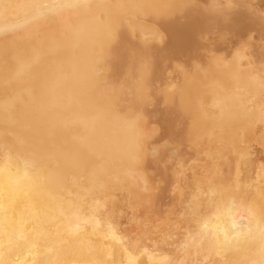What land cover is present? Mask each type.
Wrapping results in <instances>:
<instances>
[{
	"label": "bare ground",
	"instance_id": "6f19581e",
	"mask_svg": "<svg viewBox=\"0 0 264 264\" xmlns=\"http://www.w3.org/2000/svg\"><path fill=\"white\" fill-rule=\"evenodd\" d=\"M36 2L0 0V167H7L14 179L22 161L34 159L37 169L30 174L34 180L41 177L38 183L42 185L10 201L12 179H0L7 215H14L16 221L9 229L14 241L10 259L18 264H43L58 256L68 261L128 264L131 254L143 264H154L155 253L186 264L259 261L258 241L240 253L218 254L208 242L186 254L177 251L191 228L188 209L198 192L239 186L238 193L230 191L238 202L264 208V162L257 155L264 143L246 150L236 145L253 138L249 129L254 124L264 138V119L248 111L233 91L240 85L250 95L264 96L260 84L264 77L256 78L243 69L239 58L245 52L256 71L264 72V51L255 50L258 54L247 48L239 56L234 51L230 60L209 54L206 58L211 49H206L204 39L214 29L220 35L233 34L239 41L253 30L264 33L259 13L230 8L234 0H224V4L209 0L206 5L199 0H88L89 8L77 6L76 0H59L61 6L47 12L39 24L28 23ZM178 3L186 7L179 11L167 7ZM115 4L154 7L138 17L134 10L125 9L106 18L118 33L110 40L105 26L94 18L106 12L97 6ZM263 43L258 45L262 50ZM180 57L196 63L198 69L194 65L196 69L189 70L192 64L185 63L186 71L180 62L184 77L177 76L175 80L181 81L177 83L170 77L172 71L166 72L173 64L176 67ZM198 61H205L207 68L198 66ZM161 100L164 108L152 114L151 105ZM209 102L216 104L212 105L215 110H209ZM137 115L142 120L134 130L129 121ZM156 116L166 122L171 138L160 146L154 139L159 130ZM137 135L146 150L138 166H133L129 152ZM173 140L187 144L197 157L184 156L182 146ZM214 141L221 142L217 146ZM208 149L212 150L207 156L203 150ZM151 161L170 166L168 208L157 205L161 181L150 173ZM129 171L138 172V178L127 175ZM86 189L93 191L89 194ZM201 200L196 215L210 217L209 232L216 224L231 229L230 218L212 219L215 213L207 211V199ZM97 201L101 202L99 211ZM74 213L88 223L79 235H68L65 218ZM237 221L248 224L247 219L237 217ZM20 222L25 225L22 235ZM109 225L116 239L105 238ZM252 227H257L256 221ZM84 240L91 241V250L81 243Z\"/></svg>",
	"mask_w": 264,
	"mask_h": 264
},
{
	"label": "snow or ice",
	"instance_id": "6c2138e0",
	"mask_svg": "<svg viewBox=\"0 0 264 264\" xmlns=\"http://www.w3.org/2000/svg\"><path fill=\"white\" fill-rule=\"evenodd\" d=\"M77 6L89 8L92 7L88 0H76ZM3 5H0L2 7ZM59 0H51V2H45V0H37V2L33 5L35 9V14L32 16L31 20L28 23L39 24L43 19L46 18V13L51 12L54 8L59 7ZM97 7H102L106 9L105 13H102L101 16H97L94 19L97 23L105 26L107 38L110 40L117 38V29L116 25H113L111 22H106V18L111 17L113 14L119 15L123 14L125 9L134 10L137 17L140 13L147 9L154 7L152 5L146 4H136V5H123V4H115V5H100ZM168 8L173 11H179L186 7L183 3L171 4L167 5ZM122 22V21H121ZM78 35V32L74 33ZM239 56V53H237ZM218 63H224L223 60L217 61ZM260 84L264 87V79L260 80ZM261 119H264V105L260 106ZM142 117L137 115L134 119L129 121V125L134 130L139 129L140 122ZM143 149V139L141 136L137 135L134 138L132 149L129 152V160L133 166H138L140 162V156ZM8 160H11V156H8ZM23 163V177H15L10 181L9 184V199L11 201V197L17 195L19 193L30 194L32 191L40 190L42 185L38 183L39 177L37 180L32 178L30 174V170L37 169V161L32 159H25L22 161ZM4 168L0 167V173H3ZM132 178H138V172L129 171L127 173ZM50 178V177H48ZM27 182V183H26ZM101 190L103 189V185L100 186ZM228 191H232L238 193L240 191L239 186H233L227 189ZM89 194L93 191V189H86ZM218 190L215 187H210L207 192H198L197 195L193 198V202L189 205V213L194 216L198 211L202 208V200L201 197L207 199V204L209 206L219 205L217 211L212 219L220 220L221 218L227 217L231 219V229L223 227L220 224H216L211 230V239L209 244L212 249L215 250L218 254L225 252H236L240 253L246 250V246L259 242L258 253L260 256L259 261L251 260V261H241L240 264H264V208H257L252 204H245L244 202H238L236 198L231 197L229 199L223 201H217ZM5 198V188L3 185H0V264H18V262L12 261L10 259L11 249L13 247L14 241L12 238V234L9 231L15 224V217H9L7 215V209L4 205ZM100 201H97V211L100 210ZM257 214H259V220H256ZM63 215V213H61ZM237 217L239 219L248 220L247 225H241L237 221ZM65 228L68 235H79L84 230V225L88 223L87 220H82L78 214H73L72 216L66 217ZM253 221H256L257 227L254 229L252 227ZM209 220H206L203 229L204 236L208 237ZM24 222H20L21 235L23 234ZM105 238L116 239L115 230L112 229L111 225H109L108 231L105 233ZM6 241V242H5ZM82 244L86 245L89 250L92 248V243L89 240L81 241ZM187 247V245H184ZM53 249H49L48 251H52ZM147 250H145V254ZM153 262L154 264H172V260L169 257H161L159 254H153ZM43 264H101V262H83L77 260H63L58 256L55 259H49L43 262ZM128 264H143L142 261H139L135 256L129 255ZM229 264H236V262L232 261Z\"/></svg>",
	"mask_w": 264,
	"mask_h": 264
},
{
	"label": "rangeland",
	"instance_id": "374dc122",
	"mask_svg": "<svg viewBox=\"0 0 264 264\" xmlns=\"http://www.w3.org/2000/svg\"><path fill=\"white\" fill-rule=\"evenodd\" d=\"M207 1H209V0H199V2L202 4V5H206L207 3H209V2H207ZM220 2H222V0H220ZM256 2H258L257 4H256V8L258 7V9H259V7L261 6V5H258L259 4V0H256ZM204 3V4H203ZM222 4H224V0H223V2H222ZM257 13H258V11H257ZM156 24V23H155ZM154 24V25H155ZM156 26V25H155ZM157 27V26H156ZM216 31V29H214L212 32H210V34H207V36L208 37H206V38H204V39H207V40H205V43H206V49H208V51H210V49H211V52H207L206 51V58H208V57H213V55H215V56H217V57H227V59L228 60H230V59H232L233 57H232V55L234 54V56H235V54H237V53H240V52H242V51H244V49L246 50L247 48V50H254V52H256L255 50H259V53H262L263 51H264V48H263V50L262 49H260V48H262V47H260L261 45V43H263L264 42V33H263V31H262V33H261V31L259 32V30H253V31H255V33L257 32V34H259L260 35V38H259V36L257 35V34H255L253 31H252V33L250 32V33H248L247 34V36H243L242 38H240V41H239V39H237L236 38V36L235 35H231L230 33H227V34H225V36L222 34V35H220L221 33H219V32H215ZM215 32V33H214ZM259 32V33H258ZM218 33H219V35H218ZM211 34H214L213 36L211 35ZM250 34H253V35H250ZM254 34H255V36H254ZM216 35H217V41H216ZM229 35H231L232 37L230 38V37H228ZM249 35V36H248ZM261 35H263L262 37H261ZM222 36H224V37H222ZM258 38H257V37ZM215 38V40H214V38ZM225 37H227L228 38V42H227V40H225V39H227V38H225ZM245 37V38H244ZM249 37H250V39H249ZM253 37V38H252ZM212 39V41H211V39ZM219 38H221V39H219ZM233 38V39H232ZM257 38V39H256ZM247 39H249V40H247ZM252 39V40H251ZM254 39H256V40H254ZM258 39H260V40H258ZM210 40V41H209ZM235 42H233V41ZM237 40H238V45L239 46H241V47H237ZM243 40V42L241 43V41ZM263 40V41H262ZM219 41V42H218ZM223 41H226L225 42V46H223L224 45V43H222ZM253 41V42H252ZM258 41H259V43H258ZM165 42V41H164ZM164 42H161V44L163 45L164 44ZM207 42H209V43H207ZM215 43V44H213V43ZM231 42V43H230ZM234 44H233V43ZM257 42V43H256ZM211 43V44H210ZM228 43V44H227ZM230 43V44H229ZM256 44V45H254V44ZM160 44V43H159ZM160 44V45H161ZM207 44H208V46H207ZM216 44H218L217 46H216ZM236 44V45H235ZM248 44V45H247ZM250 44V45H249ZM161 45V46H162ZM211 45H213V46H211ZM222 45V46H221ZM228 45V46H227ZM258 45H260V46H258ZM209 46H211V47H209ZM227 46V47H226ZM234 46H236L235 47V49H234ZM244 46V47H243ZM246 46V47H245ZM253 46V47H252ZM258 46V48L256 49L255 47H257ZM263 47H264V43H263V45H262ZM208 47V48H207ZM217 47V48H216ZM218 47H219V50H218ZM251 47H252V49H251ZM260 47V48H259ZM221 48H223V49H221ZM227 48H229V49H227ZM233 49V50H231V49ZM237 48V49H236ZM239 48V49H238ZM243 48V49H242ZM254 48V49H253ZM216 49H217V51H216ZM221 50H223V52L221 51ZM229 50V51H228ZM237 50H238V52H237ZM241 50V51H240ZM220 51H221V53H220ZM235 51V53H233ZM226 52V53H225ZM237 52V53H236ZM247 52V51H246ZM253 52V53H254ZM230 53V54H229ZM233 53V54H232ZM256 53H258V51L256 52ZM255 53V55H257ZM258 53V54H259ZM209 54V55H208ZM223 54V55H222ZM207 55H208V57H207ZM226 55V56H225ZM230 55V56H229ZM229 56V57H228ZM232 57V58H231ZM255 57V56H254ZM184 57H180V59L178 58V59H176L175 61H177L176 63H178L177 65H176V63H175V61L173 62V63H175V65H176V67H177V69H179V71H181V72H178L177 70H176V67H174V64L170 67V69H168L167 70V72H166V75L169 73V72H174L173 74H172V72H171V76L170 77H172V80H174L175 82H177V83H179V82H181L180 80H182L183 78H182V74H183V72L182 71H184V70H186V71H188L187 69H189V67H190V65L192 64V63H194V62H190V61H188L186 58H184ZM230 58V59H229ZM239 58L243 61L242 62V67H243V69H245V70H247L248 72H250L254 77H264V72H262V71H259V72H257L256 70V68H254L253 67V65L252 64H250V62H248V59H250L249 58V56H248V54H245V52H242V54L239 56ZM181 60V61H180ZM185 60V61H184ZM188 61V62H187ZM182 63V68L184 69H182V68H178V66H181V63ZM199 62V61H198ZM189 66H187L186 64ZM202 63V64H201ZM180 64V65H179ZM190 64V65H189ZM199 64H200V67H201V65H202V67L201 68H203V67H206L207 68V63H205V61H200L199 63H197V65L199 66ZM195 65V67L197 68V66H196V63L195 64H192L191 65V67H190V69L189 70H191L192 68H193V70L192 71H194L196 68H194V67H192V66H194ZM174 67V68H173ZM205 68V69H206ZM173 69V70H172ZM181 69V70H180ZM198 69V68H197ZM204 69V68H203ZM170 70V71H169ZM169 71V72H168ZM178 74V75H175V74ZM186 72H184V74H185ZM172 75H174V76H172ZM181 75V76H180ZM169 76V75H168ZM178 76V78L180 79V78H182V79H178L177 78V80H175L176 79V77ZM174 77V78H173ZM184 77V76H183ZM161 85V84H160ZM262 89L264 90V87H262ZM234 92H236L237 94H236V97L237 98H239L240 100H241V102H243L244 103V105L247 107V108H249L250 110H248V111H252V110H254L255 111V116L257 117V116H259L261 113H259L260 112V106L261 105H264V96H262V94H261V96H259L258 98H257V96H253V95H250V93L249 92H247V88L244 86V87H241L240 85H238V86H236L235 88H234V90H233ZM162 101V102H161ZM160 102H157V103H154L153 105H151L152 107L150 108V110L152 111V114L154 113V111L155 110H162L163 108H164V106H165V104H164V100H161ZM157 105V106H156ZM163 105V106H162ZM212 105H215L216 106V104L215 103H211V102H209L208 103V108H209V110H215V108H214V106L212 107ZM162 106V107H161ZM154 107V108H153ZM214 108V109H213ZM155 109V110H154ZM160 112V111H159ZM159 114V113H158ZM215 114L216 115H218L219 114V111L216 109V112H215ZM155 119L157 120V122H156V127H157V130H158V128H159V130L158 131H156V134H155V137H154V139L156 140V144L157 145H163V143L165 142L166 143V139L168 140V138L169 139H171L170 137H168L167 136V134H166V130H165V127H166V122L164 121V120H158L157 119V116L155 117ZM163 122L165 123V124H163ZM159 123V124H158ZM255 127H256V124H254V125H252V127L249 129V131H250V133H251V135L253 136V138L251 139V140H245L244 142H241V141H238V142H236V145L238 146V148H239V150H246V149H254L256 146H257V143L259 142V143H264V138L262 137L263 135H261V134H257L256 133V130H255ZM161 128V129H160ZM158 132V133H157ZM151 133V132H150ZM151 134H153V133H151ZM164 134V135H163ZM157 135V136H156ZM162 135L164 136V138L162 137ZM152 136V135H151ZM217 140H219V139H217ZM176 144H177V141L176 140H173ZM181 141H178V143H179V145H180V147L182 146H184V145H186L184 148L186 149V148H188V149H184V148H182L181 147V152H182V154L185 156L187 153V155H189L188 157H197L195 154H194V152H192V151H190L191 149L189 148V147H187V144H181L180 143ZM217 142V141H216ZM221 142V141H220ZM220 142L218 141V143H216V144H214L215 143V141L213 142V145H217V144H220ZM178 145V144H177ZM178 145V146H179ZM209 145H211L212 146V143H210ZM208 144L206 145V146H209ZM236 145H234V146H236ZM260 145H264V144H260ZM218 146V145H217ZM216 146V147H217ZM220 147H221V145H220ZM215 148V147H214ZM257 148H260L259 146H257ZM212 149H213V147H212ZM211 149V150H212ZM256 149V148H255ZM210 149H208V150H206V151H204L203 150V153L204 154H206L208 151L210 152L211 151ZM190 151V152H189ZM193 154H192V153ZM208 152V153H209ZM212 152H214V151H212ZM191 153V154H190ZM206 154L207 156L209 155V154ZM255 154V153H254ZM191 155V156H190ZM211 155H212V153H211ZM257 155L263 160V162H264V150H261V149H259L258 151H257ZM155 161H151V163L153 164L152 165V167L150 168V173H152V175H154L155 176V178H157L156 180H157V182L158 181H161V182H158V185H159V187L156 189V191H157V201H158V203H157V205L159 206V207H162V208H168L169 206H170V204H171V200H170V196H169V191H168V189H167V186H168V184H169V171H170V166H169V164L167 163V162H165L166 163V168H164V167H162V165H164L165 163L164 162H162V164L161 163H159V165H158V163L156 164V163H154ZM164 163V164H163ZM155 165V166H154ZM157 165V166H156ZM161 165V166H160ZM202 165V164H201ZM159 166V167H158ZM165 166V165H164ZM160 167H162V168H160ZM153 169V170H152ZM160 169H161V171H160ZM167 171H166V170ZM164 170V171H163ZM152 171V172H151ZM166 171V172H165ZM154 172V173H153ZM165 172V173H164ZM164 174V175H163ZM163 175V176H162ZM162 177V178H161ZM164 178V179H163ZM161 179V180H160ZM160 189V190H159ZM167 194V195H166ZM171 195V194H170ZM163 197V198H162ZM168 199V200H167ZM165 201V202H164ZM161 204V205H160ZM168 204V205H167ZM164 205H165V207H164ZM144 216H141L140 217V219H142Z\"/></svg>",
	"mask_w": 264,
	"mask_h": 264
},
{
	"label": "clouds",
	"instance_id": "9594fccd",
	"mask_svg": "<svg viewBox=\"0 0 264 264\" xmlns=\"http://www.w3.org/2000/svg\"><path fill=\"white\" fill-rule=\"evenodd\" d=\"M259 3L261 7L259 9L256 8V0H234V3L229 5L230 8H239L245 11H248L250 14L255 15L258 11L259 13V19L261 21H264V0H259ZM146 150V146L143 145L142 151ZM24 168L17 169L15 173V177H23ZM14 177V178H15ZM12 179L10 176V170L5 167L3 173H0V179ZM231 197H234V194L228 191L227 189H219L218 190V196L217 201H223L226 199H229ZM217 205L209 206L207 204L206 208L208 212H214L216 213ZM210 217H207L205 215H194L189 219L190 223V230L187 232V234L184 236V239L182 243L178 246V253L186 254L191 248L197 247L204 242H208L211 239V232H209L208 237L204 236V229L203 225L206 220H209ZM184 245H187V247H184ZM172 264H186L185 260L177 259V258H171Z\"/></svg>",
	"mask_w": 264,
	"mask_h": 264
}]
</instances>
